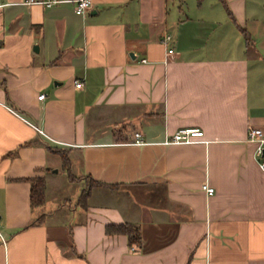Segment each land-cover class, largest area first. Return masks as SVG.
Instances as JSON below:
<instances>
[{"label":"crops","instance_id":"1","mask_svg":"<svg viewBox=\"0 0 264 264\" xmlns=\"http://www.w3.org/2000/svg\"><path fill=\"white\" fill-rule=\"evenodd\" d=\"M182 127L201 136L162 143ZM248 127L264 136V0H0V264H264Z\"/></svg>","mask_w":264,"mask_h":264},{"label":"built area","instance_id":"2","mask_svg":"<svg viewBox=\"0 0 264 264\" xmlns=\"http://www.w3.org/2000/svg\"><path fill=\"white\" fill-rule=\"evenodd\" d=\"M24 4H39L43 7H50L61 4H70L72 8V12L76 15H82L88 9H90L92 0H23ZM162 43H166L169 41V36L164 35L162 37ZM171 49H166V53H170ZM144 61V60H141ZM73 86L75 88L80 87L79 81H74ZM43 94H38L37 98H42ZM39 131V130H38ZM40 132V131H39ZM201 130L196 127H182L177 128L168 138L163 140V144H174V143H182L189 144L195 142L194 138L201 136ZM133 142L136 144H140L141 141L137 138V134L134 133ZM246 141L255 143L254 147V157L256 160V164L260 170H264V155H262V149L264 148V136L259 128L256 127H248ZM201 189L206 193H211L212 188L207 186L206 184L201 185ZM3 235L0 231V241L3 242ZM132 249V248H131Z\"/></svg>","mask_w":264,"mask_h":264},{"label":"trees","instance_id":"3","mask_svg":"<svg viewBox=\"0 0 264 264\" xmlns=\"http://www.w3.org/2000/svg\"><path fill=\"white\" fill-rule=\"evenodd\" d=\"M55 152H57L60 155V158L62 159L64 166H66L67 163H66L65 154L60 150H57ZM67 175L69 176L70 179H73V177L70 176L69 172H67ZM85 180H86L85 187L81 190L80 196L78 197L80 200L86 196L89 186L97 184V182L91 180L89 177H87ZM28 181H29V204L31 206H38L42 204L44 199L43 177H30ZM105 231L125 234L127 237L128 244L139 243L138 230H137V226L135 225L129 223L106 225Z\"/></svg>","mask_w":264,"mask_h":264},{"label":"rangeland","instance_id":"4","mask_svg":"<svg viewBox=\"0 0 264 264\" xmlns=\"http://www.w3.org/2000/svg\"><path fill=\"white\" fill-rule=\"evenodd\" d=\"M60 176V175H59ZM59 178V177H58ZM61 178H63V177H61ZM74 179V178H73ZM60 181L58 182V183H56V182H54V183H49L48 184V190H47V194H48V197L50 198V199H52L53 197H55L56 195H55V193L56 192H58L61 188H62V186H65L64 184H62L63 183V180L62 179H59ZM85 182H84V185H85V183H86V180H84ZM73 186V185H72ZM74 188L73 187H70V192H69V188L67 189L68 190V193H71L72 192V190H73Z\"/></svg>","mask_w":264,"mask_h":264},{"label":"water","instance_id":"5","mask_svg":"<svg viewBox=\"0 0 264 264\" xmlns=\"http://www.w3.org/2000/svg\"><path fill=\"white\" fill-rule=\"evenodd\" d=\"M262 155H264V148L262 149Z\"/></svg>","mask_w":264,"mask_h":264}]
</instances>
